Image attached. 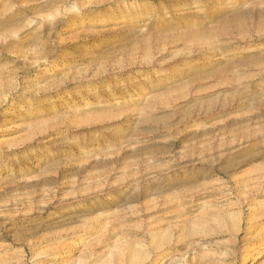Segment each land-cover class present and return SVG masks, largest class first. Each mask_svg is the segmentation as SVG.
<instances>
[{
    "label": "rangeland",
    "instance_id": "1",
    "mask_svg": "<svg viewBox=\"0 0 264 264\" xmlns=\"http://www.w3.org/2000/svg\"><path fill=\"white\" fill-rule=\"evenodd\" d=\"M260 232L264 0H0V264H264Z\"/></svg>",
    "mask_w": 264,
    "mask_h": 264
},
{
    "label": "bare ground",
    "instance_id": "2",
    "mask_svg": "<svg viewBox=\"0 0 264 264\" xmlns=\"http://www.w3.org/2000/svg\"><path fill=\"white\" fill-rule=\"evenodd\" d=\"M253 217H254V216H253ZM252 220H253V219H252ZM232 226H233V229H234V228H237V223L234 222ZM235 230H237V229H235ZM199 233H200V232H199ZM202 233H203V232H202ZM263 236H264V233H263V232H260V233L258 234L257 237H259V240H261L262 238H264ZM164 242H165V241H164ZM258 246H259V245L257 244L255 247H258ZM155 248H156V247H155ZM137 257H138L137 255H133V256H131L130 259H131L132 262H134L136 259H138ZM122 258H123V257H122ZM122 260H123V259H122Z\"/></svg>",
    "mask_w": 264,
    "mask_h": 264
}]
</instances>
